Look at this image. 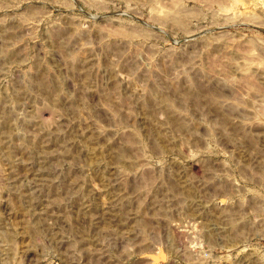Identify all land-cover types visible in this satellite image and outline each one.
<instances>
[{
  "label": "rangeland",
  "instance_id": "obj_1",
  "mask_svg": "<svg viewBox=\"0 0 264 264\" xmlns=\"http://www.w3.org/2000/svg\"><path fill=\"white\" fill-rule=\"evenodd\" d=\"M0 264H264V0H0Z\"/></svg>",
  "mask_w": 264,
  "mask_h": 264
}]
</instances>
